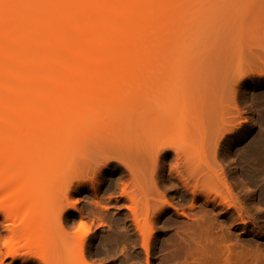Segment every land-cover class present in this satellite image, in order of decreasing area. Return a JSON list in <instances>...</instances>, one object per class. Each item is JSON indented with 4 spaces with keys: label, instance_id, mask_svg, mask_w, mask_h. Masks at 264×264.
I'll return each mask as SVG.
<instances>
[{
    "label": "bare ground",
    "instance_id": "obj_1",
    "mask_svg": "<svg viewBox=\"0 0 264 264\" xmlns=\"http://www.w3.org/2000/svg\"><path fill=\"white\" fill-rule=\"evenodd\" d=\"M149 10V0H0V44L6 45L0 52V66L4 69L8 68L10 71L8 76H3L2 70L4 69L0 68V168L8 169V171L6 169L0 171V196L3 193L10 194L9 198L2 201L4 203H0V264H5L7 259L11 263L18 260L21 264H87L80 243L68 245V242L61 240V238L58 239L60 241H56V238H52L53 232L51 231L52 222H60L64 214L62 211L64 201H56L57 203L54 201V203L52 200L58 198L56 197L57 187L61 188L63 186L61 184H64L65 179L71 174L70 171L72 170H69L71 167L67 165L71 164L74 157H71L73 155L71 151L78 150L80 147L77 140L78 133L90 139L88 131L92 127H97L98 131L94 136H91V142L96 143L94 145L100 149L98 157L107 156L104 158L108 161L109 156H116L115 160L126 168L127 173L130 172L131 168L133 172L137 170L135 173L130 172L129 177L126 175L128 179L131 176L129 181L140 179V174L139 177L137 175L140 172L139 166L136 165L137 169L136 166L132 165V161L134 164L136 159L140 158V153L135 152L136 148L133 145L131 150L127 143L125 146L126 138L124 139V136L128 134H124L122 129L120 130L119 123L122 124L121 119L124 116L120 114L122 113L120 108L125 106H122L123 101L126 102L132 88L138 85L136 81L139 83L140 75L146 71L144 64L134 59L133 46L142 41L146 35V29L142 28L144 26L142 21L148 16ZM160 11L162 9L151 8V12L156 14ZM247 37L245 35V38ZM252 41H249L251 44L246 43V45L248 44L247 48L250 46L252 48L259 47L257 43L262 44ZM217 42L216 40L213 43L216 44ZM245 42H247L246 39ZM223 43L224 45L227 44ZM242 45L245 44L240 45L243 49ZM217 46L219 47V44ZM235 46L236 50L238 46ZM218 47L216 48L221 52L222 48L227 46L222 47L220 45L221 50ZM228 49L226 48L227 51ZM211 50L214 51V55L210 52L212 60L209 61L211 65H207L203 70H207L209 66L214 68L213 64L216 60L214 56L217 50ZM226 50L224 49L222 53ZM254 50L245 49L241 54L239 53L240 50L238 54L236 51H232L238 56V59L236 56H234L236 59L234 57L233 59L237 60L239 67L236 68L239 70L236 72L238 77L234 75V78L232 75L233 79L230 81L225 76L228 71L232 73L236 68L234 71L228 69L224 72L225 76L219 75V71L222 69L219 70V68L222 64L216 60L221 64L217 68L219 71L216 70L218 74L210 73L211 77H206L208 72L207 74L203 72V75L199 73V76L200 74L204 76L201 78L203 82L205 81V84H202L203 88L201 83L200 85L189 83V75L187 76L183 72L177 73L179 76H176L174 81L175 75L173 74L176 73L173 71H161V69L157 72L158 74L154 73L156 75H150L148 71L145 73H148L150 77L147 75L148 78L146 76L144 80L146 85H143L142 90L144 86L146 87L143 98L147 96L146 99H150L149 97L152 95L151 99L154 100V96H157L154 102L149 101L152 105L151 108H148L149 113H146L145 122L151 121L153 116V121L156 120L157 122H154L156 124L154 126L151 122H149L151 126L147 125L149 127L145 130L144 142L147 144L148 150L145 145L144 155H147H143L144 149H142V156H144L142 159L150 161V163H153L154 160V163L157 164V160H163L171 153L174 166L171 167V164H168L170 165L168 167H171L168 169L171 170L170 173L175 178L170 177V174L168 177L175 179L180 184L179 186L183 187V190L186 191L183 192L190 196L189 204L182 209L178 207L181 209L180 213L176 208L177 206L171 205V202L160 200L163 198V192L157 193L158 190L155 191L154 184H151L152 188L149 187V184L152 183L151 179L158 172L156 166L153 165L154 163L152 166L155 169L151 166L153 171H149L148 175L146 173L148 176L146 181L150 182L148 186L145 181L146 175L144 176L143 172L142 181L144 183L140 181L141 179L136 182L140 186L144 185L143 188L149 187V190L154 188L149 192H146L148 189L142 188L144 193H149L148 196L146 193L145 196L142 195L146 199V202H142L147 204L149 197L151 205L154 203L158 206H151L150 203H148L149 206L146 205L147 208L151 207L149 209L152 211H149V214L154 213L150 214L152 221L150 216L148 217L151 222L160 221L162 215L169 209L174 212L162 224L173 232L174 238H183V240L186 237L189 238L190 234L194 235L204 226L205 231L208 228L211 230H208L211 232V236L215 235L213 237L219 240L231 238L228 228L225 229L226 232L220 221L216 223L218 221H215V217H213L214 211L220 209L221 214L228 220L235 218L239 220L244 217L243 202L232 197L233 192L229 185L232 179L231 169H228L224 162L230 158L231 147L240 144L244 139L246 129L249 126L244 114L237 110V104L245 100L249 101L255 115H259V110L264 104V71L260 72L262 69L264 70V51ZM232 52L230 50V55H234ZM239 54L241 58H239ZM216 56L218 57V55ZM225 57L228 59L229 55H225ZM231 61H233L232 58ZM216 62L215 67L218 65ZM228 62L225 61L226 64H229ZM234 64L233 62L232 66ZM260 67H262L261 70ZM257 69L260 73H257ZM223 71L220 73L223 74ZM163 72H166L165 74L173 73L174 77L171 76V79L168 77L173 82H170L167 77L165 78L166 75ZM189 74L191 76V73ZM195 74L198 77V74ZM135 76H139V78L136 79ZM192 76L189 78L193 79ZM160 78L162 79L160 80ZM163 80L165 85L161 83ZM194 81H196V77ZM158 83H161V86ZM49 88L51 91H47ZM182 90L184 92L187 90V92L182 93ZM200 90L203 91L202 95H199L201 94ZM194 98L195 102L198 101V104L194 102L197 106L193 105ZM121 99L122 104L119 103ZM196 99L198 100L196 101ZM143 104L142 106H145V103ZM89 105L92 106L88 110ZM122 110L125 111V108ZM144 114L143 116H145ZM130 116L128 117L130 118ZM147 117L150 118L148 121ZM254 120L252 118L250 122L253 123ZM257 123L256 125L260 127L259 122ZM145 124L142 123L143 126ZM51 134L55 136L54 140L59 148L56 150H54L56 147L53 150L51 148L50 150L54 152L49 151V154L45 152L48 150H41L44 153L40 152L39 147L42 143L37 145L38 142L33 141H40ZM212 136L216 137L212 138L213 141L210 139ZM24 137L34 139L30 141L31 139L27 140ZM22 138L26 140L24 141ZM205 139H210L207 142L211 141V143H206ZM37 150H39L40 155H38ZM237 154L238 152H235L233 155L236 159L238 158ZM126 156L131 157V159L129 157L131 160V162L129 160L131 163L129 165ZM133 156L134 159H132ZM124 158L127 159V162ZM32 159H35L36 163L38 162L35 164L38 165V168L34 166L36 169L33 167V170L29 169L28 166V162H31ZM145 161L142 162V165ZM108 162L105 163L108 164ZM85 163L81 165L84 169L89 165L87 163V166L84 167ZM138 163H140V159L136 164ZM130 165L132 166L130 167ZM65 169L68 170L65 171ZM83 171L85 172V170ZM84 172L79 173L81 178V175H85L86 172ZM150 172H153L152 175ZM132 174H136L137 179H132ZM149 174L152 177H149ZM77 176L80 178L79 175ZM74 178L76 179V176ZM152 180L154 183L157 178ZM77 181L79 184L82 183L80 179ZM163 181H168V179H163ZM131 183L129 187L132 185ZM138 183L137 186H135L136 183H133V188L139 187ZM122 185L124 186V182ZM124 189L122 192L125 193L127 190L124 191ZM124 193H121V196L124 198L128 196V200L131 201L130 197L133 193ZM136 193L139 195L138 191ZM65 194H68V191ZM136 196L133 195L134 198ZM59 198L58 200H60ZM252 198L253 196L249 195L246 201H250ZM132 200L134 201V199ZM159 200L161 202L157 204ZM181 200L185 201V198L181 197ZM259 202L261 203V201ZM131 203L136 205L138 202L131 201ZM142 205L144 206V204ZM134 208L129 207L132 214ZM147 208H142V216L144 217L143 213L148 212ZM149 214L146 213V216ZM133 216L134 214L132 219L135 227L141 232L139 223L135 222L136 217ZM241 221L243 223L244 219L240 220V223ZM144 222L146 223L147 220ZM145 225L147 226V224ZM148 225L149 232H152V227L150 224ZM214 230L215 234L212 233ZM204 236H207L206 233ZM180 241L182 240L180 239ZM180 241L179 245L183 242ZM73 246L74 248H72ZM142 246L146 252L147 244L146 247L143 242Z\"/></svg>",
    "mask_w": 264,
    "mask_h": 264
},
{
    "label": "rangeland",
    "instance_id": "obj_2",
    "mask_svg": "<svg viewBox=\"0 0 264 264\" xmlns=\"http://www.w3.org/2000/svg\"><path fill=\"white\" fill-rule=\"evenodd\" d=\"M149 5H150V10H149L150 12L148 13V16L142 21V25H144L142 28L146 29V35L142 38V41H139L138 43H136L135 46H133L134 48L133 50L135 51L134 59L143 63L146 68L144 69L148 71L150 75L157 73L161 69H162L161 71L168 70V71H173L176 74L183 72V73H186L187 76L189 75L188 76L189 83H195L196 85L197 83L199 85L201 83V86L203 88V85L205 84V81L203 82L201 80V78L204 77L202 76L203 72L204 74H207L208 72L207 74L208 76L206 77H211V74L213 75H215L216 73L218 74L216 70L217 68L220 67L221 64L222 65L219 68V70L222 68L221 71L222 70L224 71H223V74H221L220 73L221 71L217 70L219 71V75H224V72H226L228 69L229 70L231 69L234 71V68L238 66V62L237 60H234L233 57L236 56V58L238 59V56L235 54L236 53L238 54L239 50H240L239 52L240 54L241 52H244L245 49L246 50L255 49L256 51L259 49L258 51L260 52L264 51V0H149ZM151 8L158 9V10L162 9V11H160L161 13L158 12L156 14L155 12H151ZM247 34H250V35L248 36ZM245 35L246 37L247 36L248 37L245 38ZM237 37L240 38V40H238ZM249 37L251 39H248ZM236 38H237V41H236ZM245 39L247 42H245ZM247 39L250 42L251 40H253L252 42H255V41L261 42L262 44L257 43L259 47L256 46L255 48L254 47L252 48L250 46L247 48L248 44L246 45V43L251 44ZM216 40L218 42L214 44L213 42L214 41L216 42ZM223 42L227 44L224 45ZM229 42L231 44L233 43L232 46ZM237 42L239 45L237 44ZM241 42L245 44V45H242L244 50L240 46L242 44ZM217 44H219V47L217 46ZM220 45L222 47L227 46L226 47L227 49L228 47H230V49H228L227 51L226 48H224L226 51L222 53L224 49L222 48L221 50ZM235 45L239 47V48L237 47L236 50L234 48L236 47ZM5 46L6 45L3 43L0 44V52L4 49ZM215 46L218 47L219 50H221V52L218 51V49ZM231 47L233 48L231 49ZM211 49L217 50V52L215 51L216 53L219 52V54L215 53L214 57L221 64L216 62L215 60L214 64L212 63L215 68V71H214V68H212L211 66H209L210 68L208 67L207 70L206 69L203 70V68H206L207 65L209 64L211 65L209 61V60H212L211 53L212 55H214L213 54L214 51H212ZM230 50L231 52L236 51V53L234 54V52H232L234 55L231 54L232 55L231 56ZM240 54H239V58H241ZM216 55H218V57ZM225 55L226 56L229 55L228 59L227 57H225ZM231 58L233 61H231ZM225 61L226 63L228 62L229 64H226ZM215 62L218 64L217 65L218 67L217 66L215 67L216 65ZM233 62L235 64L232 66ZM0 68L4 69L2 66H0ZM261 68L262 67H260V70ZM193 70H196V71L199 70V71L193 72ZM238 70L239 69L236 68L235 71L232 73L228 71L227 75L226 76L224 75L225 78H227L228 81L232 80L234 75L235 76L238 75L236 73ZM258 70L259 69L256 70L257 73L259 72ZM188 71L189 73H191V76L193 74L192 76L193 79L189 78L191 76L188 73ZM263 71L264 70L262 69L260 72L262 73ZM145 73L141 74L140 78L139 76L138 77L135 76L136 79L137 78L140 79V82L137 83L136 81V84L138 85L132 88L131 93L128 94L130 96L127 98V100L125 99L127 95L125 96V98H122V99H125L126 102L123 101L124 104H122L121 103L122 99L119 101V103H121L122 106L125 105L123 106V108L119 107L122 112L120 114L124 115L122 116V119H121L122 124L119 123L120 130L122 129L124 134H128L124 136V139L126 138L125 139L126 141L124 140L125 146L127 143L128 147H130V150H131L132 149L131 146L133 145L134 148H136V150L134 148L133 150H135V152L138 151V154L140 153V158H138V160L140 159V163L136 164L138 161L136 159V162L134 164L132 161V165L139 166L138 168H140V172L136 174L138 175V177L140 174L141 180L140 179L139 180L143 183L144 181H142V172H143V175L145 176L146 173L148 175L149 171H153L152 168L155 169V167L152 166V164L154 163L153 159H152L153 163H150V161L148 162L147 160L145 161L142 159V157L147 155V154L144 155L145 149L147 148L148 150V146L144 142V137L146 136L145 130L149 127L147 126L148 124L150 125L149 122H151L152 126L156 125L154 122H157L156 120L153 121L154 116L152 117L151 121H149L148 123L145 122L146 120L145 118L147 115L146 113H149L148 108H151V105H152V103L151 102L149 103V101L154 102V100L157 98V96H154L155 99L152 100L151 99L153 97L152 95L151 97H149L150 99H146L147 96L143 98L144 97L143 92L145 91L146 86H144L143 90H142V87L143 85H146L144 80L146 79V76L149 75L148 73L147 74ZM195 73L198 74V77L196 76ZM199 73H202V75L200 74L199 76ZM9 74H10V71L8 68L2 70L3 76H8ZM172 74L173 73L165 74L166 75L165 78L167 77V79H169L171 76L175 75V79H173L174 76L172 77L174 81L176 80V76H179L178 74L177 75L176 74L172 75ZM195 77H196V81H194ZM206 77L204 78V80L206 79ZM161 79L162 78H160V80ZM170 79L169 81L173 82ZM165 81L167 83V80ZM161 83L162 85H165L164 80ZM161 83H158V84L160 85ZM147 88L149 89V87ZM47 91H51V89L49 88L47 89ZM186 92L187 90L185 92L184 90H182V93H186ZM199 92L201 94H199ZM199 92L197 93L199 95H202L203 91L201 92L200 90ZM197 100L198 99H196V101ZM146 102L148 103L146 104ZM194 102H195V98L193 100V105L197 106L196 104H198V101L195 102L196 104ZM143 103H145V106H142ZM91 106L92 105L88 106V110L89 108L91 109ZM166 106L168 107V105ZM124 108H125V111L122 110ZM126 108H128L129 110ZM237 108L239 112L241 111L240 113L244 114L245 120H247L246 123H249V126L247 127L246 135L244 139L240 142V144H237L234 147H231L230 158L224 162L225 163L224 165L228 166V169H231L230 173H231L232 179L229 185H230L231 191L233 192V193L231 192L233 195L232 197H236L241 202H243L242 208L244 211V215H243L244 217L242 219H244V221L243 223L242 221L240 223V220L242 219L237 220V218H235L237 221L235 219L228 220V218H225L223 214H221L220 209L215 210L213 213V217H215L214 218L215 221L216 220L218 221L216 223H219L220 221V224H222V227L224 225L223 227L224 230L228 228L227 230L231 238H227V239L221 238V240H219L216 237H213L215 235L212 234L213 236H211V232H208L209 230L208 228H207V231H205L206 230L205 226L201 227L202 229L200 228V230H198L203 233L199 232L200 234L199 235L197 231L195 234H198V235L196 236L195 234L194 235L190 234L192 238L189 235L188 236L189 238L187 237L185 238L186 242H185V239L183 240V238H179V239L174 238L173 237L174 235L172 234L173 232L170 229H167L166 227L162 225L163 221L166 218L174 214V212L171 211V209L167 210L162 215V218L160 219L161 222L160 221L155 222V223L151 222L152 218L150 214L153 212L149 214V211H152L149 209L151 207L149 208L146 207V205L149 206L148 203H150L151 205V201L149 202L150 198L146 197L147 204L143 203V202H146V199L145 197L143 198L142 195L145 196L146 192L154 190V188L151 189L153 186H155V191L158 190L156 191L157 193L163 192V195L162 193L160 194L163 196L164 199L160 198V200L161 201L163 200L165 202L168 201V203L171 202L170 203L171 205H174L175 207L177 206L176 208L178 209V212L180 211L181 213L182 207H186L189 204L188 199L190 198V196L187 193H184L186 191L183 190V187L181 188V186H179L180 184L176 182L175 179H170V177H172L173 174L171 175L170 173L171 170L169 171V169H171V167L174 166L172 164L173 161L171 159L172 154L169 153L165 159L163 160L159 159L157 160V164L156 163L153 164L154 166H156V169L158 172L155 173V176H153L154 178L152 179L156 180L157 178V180L154 181V183L152 179H151L152 183L147 182L146 179L148 178V176L146 175L145 176L146 185L148 186V183H150L149 187H151L150 188L151 190L148 189L149 187L148 188L144 187L145 189H148V191L144 193L143 192L144 185L140 186L139 183L136 182L139 180L129 181L131 179V176H130V179L127 178L129 177L128 176L129 173L133 172V170H131L132 168L129 170L130 172L127 173L126 168L122 164L120 165L119 161L115 160V158H117L116 156H112V157L109 156L107 160L110 162L105 160L107 156H104L105 158L103 156H100V158L98 157V154H99L98 151L100 149H97V147L95 146L96 143H94L95 144L94 145L93 142H91L92 141L91 136L92 135L94 136L96 131H98V129H96L97 127L96 128L92 127L93 130L92 128H90V130L88 131V136L90 137V139L87 137H83L80 133L77 134L78 136L77 140H78V144H80V147L78 148V150L71 151V154H73L71 157L73 156L74 157L72 160L70 158L71 164L68 162V164L70 165H67L71 167V168L69 167L70 169L67 167L69 170H72L70 171L71 174L69 172L70 175L65 179L66 181L64 180L65 181L64 184H61L63 186L61 187L60 185L61 188L57 187L58 191L56 190V192L58 193H56V197L59 198V196L61 195L59 198L60 200H58V198L52 200L53 202L54 201L55 202L64 201L65 203L64 207H62L63 208L62 211H64V214L60 222L53 221L51 224V229H52L51 231L53 232L52 238H56V241H60L58 239L61 238V240H65V242H68V245L71 243L73 244L76 243L75 245H77V243H80V246L83 248V254L85 256L87 264H264V182H263L264 181V104L259 110V115H255L254 110L250 107V102L247 100L239 102L237 104ZM161 109L163 110V108ZM146 110H148V112H145ZM143 114L145 116H143ZM128 116H130V118ZM252 118L253 120L256 119L253 121V123L250 122ZM148 119L150 118L147 117V121ZM123 121H124V124H123ZM143 122L144 124L146 123L144 126L142 125ZM257 122H259L260 127L256 125L258 124ZM142 129L144 130L142 131ZM31 137L30 138L24 137V138H26L27 140L31 139L30 141H32L34 138H31ZM46 138L40 140V141L44 140L43 142L35 141V140L33 141V142H38L37 145L39 143L40 144L42 143L40 147L37 146L40 148L39 149L40 152H42L41 150L43 151L48 150L45 152H47L46 154H49L48 152L49 151L52 152L51 150H53L54 147H56L54 150L59 148V145L54 140L55 136L53 134L49 135ZM212 138L214 139L216 137L212 136L210 139ZM26 139H24V141ZM213 139L211 141H213ZM131 140H133L134 143H132L133 141ZM208 140H206V143H209V142L211 143V141L207 142ZM26 142L28 143V141ZM145 145H146V148H145ZM71 147H72V144H71ZM137 147H138V150H137ZM142 149H144L143 151L144 156H142ZM39 150L37 151L39 152ZM149 151H150V148H149ZM38 152H35V153L37 154ZM40 152L38 153V155H40ZM235 152H238L237 159L234 158L233 156ZM131 154L134 155V153H131ZM4 156H5V153H4ZM101 157H103L104 160L101 159ZM129 157H127L128 162H127V159L124 158L126 159L125 161L128 163V165L131 164L129 163V160L131 159L132 155L130 159ZM113 158H114V161H113ZM35 159L38 160L37 158ZM35 159H32V161L34 160L33 162L31 161L32 163L28 162L29 169H32L34 166L38 168V165L36 166L35 164H37L39 160L36 163ZM39 159L42 161L41 158ZM132 159H134V156ZM145 159H147V157H145ZM232 159L233 160L235 159V160L233 161ZM142 160L145 161L144 165H142L143 164ZM84 162H86L84 164L85 165L84 167L87 166V163L89 164L88 167H86V169H84L81 166L82 163ZM105 162H108V164ZM148 163L150 164L146 165ZM168 164H171L170 168L168 167L170 166ZM132 165H130V167ZM39 166H40V163H39ZM143 166L145 170H143L144 169ZM151 166L152 168H150ZM35 167L34 169H36ZM146 167L148 169L150 168L151 170L150 169L148 170ZM5 169L6 171H8V169L5 167H1L0 171H3ZM67 170L65 169V171ZM83 170H85L86 173ZM81 171L85 173L84 176L81 175L82 178L80 177V174H79ZM135 172H137V170ZM243 172H244V175H242ZM72 173L76 176V179L74 178L75 176ZM151 173L153 172H150V174ZM136 174L135 175L132 174L133 175L132 179H137ZM77 175H79L80 178H77L78 177ZM151 175L149 177H152ZM168 175L170 177H168ZM57 177L59 179V176ZM123 177L125 180L122 179ZM172 178H175V176ZM78 179L82 180L81 184L77 183ZM163 179H168V181H163ZM126 181H129L127 182L128 184L126 183ZM123 182H124V186L122 185ZM125 183H126V186H125ZM130 183L132 185L133 183L134 184L136 183L135 186H137V183H138L139 187H136L137 190L133 188L134 185L133 186L130 185L129 187ZM151 184H154V185L151 186ZM174 184L175 186H173ZM122 186L124 188L125 187L126 188L129 187V188L128 189L125 188L127 190L126 191ZM140 187L141 189L142 188L143 189L141 190ZM122 189H124V191H126L129 194L133 193L131 194L130 200L134 203L135 202L136 203L138 202V203L136 205H133V203H131V201L128 200L127 195H126L127 196L126 198L121 196V193H124L122 192ZM66 191H68V194H65ZM137 191L139 192V195H137L138 194L136 193ZM256 193H257V196H256ZM133 195L135 196L137 195L138 197L140 196L139 198L141 199L139 200V198L136 196L138 200L135 201V199L137 198L136 197L134 198ZM148 195L149 193L146 196ZM249 195L253 196V198L250 201H246L247 196ZM9 196L10 194L3 193L0 196V200H1L0 203H4L2 201L9 198ZM181 197H184L185 201H182ZM132 199H134V201ZM160 200L159 202H157V204L161 202ZM259 201H261V203ZM128 202L130 203V205ZM142 204H144V206ZM153 205L155 206L156 204L152 203L151 206ZM160 205L163 206V204H160ZM142 206L145 209L147 208L148 212L147 211L145 212L148 213L149 215L146 216L145 212L143 214L147 218L150 216L151 221L149 220V218L147 219L144 216H142V208H143ZM129 207H135L134 211L132 210L134 214L133 217L134 218L136 217L135 222L137 221V223H139V228L141 232H139L135 227V223L133 222V219H132L133 214L130 212L131 210L129 209ZM178 207L179 208L181 207V209H179ZM154 210L156 211L157 209H154ZM252 214L254 215L252 216ZM144 219L147 220L146 223L144 222L145 221ZM232 221L233 223H231ZM144 223L147 224V226ZM142 224H144L145 226ZM148 224H150V226L152 227L151 228L152 232H149L150 228L148 227L149 226ZM201 230H204V231H201ZM227 230L225 231L227 232ZM249 230L251 232L248 233L247 231ZM213 232L215 234V230L212 231V233ZM205 233L207 236H204ZM192 235L195 237L193 238ZM180 239L184 242V244L182 241H180ZM228 239L230 240V242H228L229 241ZM178 240L182 242L181 245H179ZM143 242L145 246L146 244L148 246V247L146 246L147 253L145 252V249L143 248L144 245L142 246ZM72 248H74V246ZM5 264H21V262L16 260L15 262L11 263L10 260L7 259Z\"/></svg>",
    "mask_w": 264,
    "mask_h": 264
}]
</instances>
